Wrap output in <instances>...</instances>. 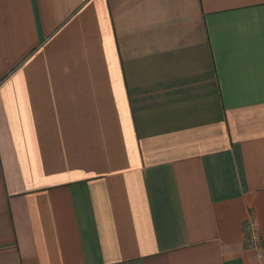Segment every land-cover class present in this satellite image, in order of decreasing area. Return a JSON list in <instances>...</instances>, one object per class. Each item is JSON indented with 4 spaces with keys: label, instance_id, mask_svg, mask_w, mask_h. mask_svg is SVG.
<instances>
[{
    "label": "crops",
    "instance_id": "crops-1",
    "mask_svg": "<svg viewBox=\"0 0 264 264\" xmlns=\"http://www.w3.org/2000/svg\"><path fill=\"white\" fill-rule=\"evenodd\" d=\"M0 264H264V0H0Z\"/></svg>",
    "mask_w": 264,
    "mask_h": 264
},
{
    "label": "built area",
    "instance_id": "built-area-1",
    "mask_svg": "<svg viewBox=\"0 0 264 264\" xmlns=\"http://www.w3.org/2000/svg\"><path fill=\"white\" fill-rule=\"evenodd\" d=\"M246 231H247L248 235L250 236V241H251L252 243H255V244H256V242H257V238H256V236H254V234H253V230H252V228H251L250 225H248V226L246 227Z\"/></svg>",
    "mask_w": 264,
    "mask_h": 264
}]
</instances>
